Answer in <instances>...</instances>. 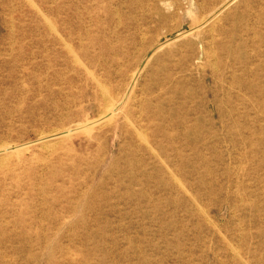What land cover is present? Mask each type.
Wrapping results in <instances>:
<instances>
[{
	"label": "rangeland",
	"instance_id": "obj_1",
	"mask_svg": "<svg viewBox=\"0 0 264 264\" xmlns=\"http://www.w3.org/2000/svg\"><path fill=\"white\" fill-rule=\"evenodd\" d=\"M258 11L0 0V264H264Z\"/></svg>",
	"mask_w": 264,
	"mask_h": 264
},
{
	"label": "bare ground",
	"instance_id": "obj_2",
	"mask_svg": "<svg viewBox=\"0 0 264 264\" xmlns=\"http://www.w3.org/2000/svg\"><path fill=\"white\" fill-rule=\"evenodd\" d=\"M263 2L264 0H255V3L256 4H258L259 5V11H258V13L256 14V16H255V18H256V22H258L259 24H261V25H264V8H262L261 7V3L260 2ZM32 2V1H31ZM230 3H231V1H230ZM260 3V4H259ZM228 5V4H227ZM262 5H263V3H262ZM250 13H251V11L250 10H245V13L243 14V15H238L235 19H234V21H233V23H234V26H233V30H232V32H243L244 31V29L245 28H247V27H243L244 26V21L246 20V18L248 17V16H250ZM45 17V16H44ZM204 18V17H203ZM52 30V29H51ZM248 30V29H247ZM61 35V34H60ZM234 38V37H233ZM74 51V50H73ZM74 54V53H73ZM148 55H149V52H145V57H148ZM216 55V54H215ZM210 57V56H209ZM147 59V58H146ZM194 59V61H196V60H199V55L198 56H196V57H194L193 58ZM193 59H190V58H183V60L181 61V62H184V61H189V62H191V60H193ZM80 60V59H79ZM76 62V61H75ZM83 63V62H82ZM202 67V66H201ZM216 68V67H215ZM213 69H214V66H213ZM219 69V68H218ZM217 70V69H216ZM188 71H186L185 72V75H186V77L187 78H190V79H192L193 77H192V74H189L188 75V73H187ZM137 79V78H136ZM205 77H204V81H205ZM244 86V85H243ZM245 87V86H244ZM100 88V87H99ZM101 89H102V87H101ZM107 89V88H106ZM105 88H104V90H102V95H103V97L105 98V100H107V101H115V100H113L112 98H111V95L109 94V91L108 90H106ZM2 94V92H0V95ZM128 94V93H127ZM27 95H29V94H27ZM127 97V96H126ZM126 99V98H125ZM118 100V99H117ZM116 102V101H115ZM124 103V102H123ZM2 104H0V106H1ZM116 106V105H115ZM112 108V107H111ZM110 108V109H111ZM114 108V107H113ZM107 110V109H106ZM112 112H113V110H112ZM111 113V112H110ZM114 113V112H113ZM107 114V113H106ZM102 115V114H101ZM102 116H104V115H102ZM101 116V120H98V121H100V123L102 124V125H107L110 121H112L111 120V117H112V114H108V116H104V117H102ZM128 117V116H127ZM100 118V117H99ZM113 119V118H112ZM176 123V122H175ZM100 125V124H99ZM131 125V124H130ZM135 126V125H134ZM101 127V126H100ZM74 129V128H73ZM80 129V128H79ZM82 129V128H81ZM77 130V129H76ZM60 131V130H59ZM78 131V130H77ZM54 132H56V131H54ZM70 132V131H69ZM69 132H68V134H69ZM72 132V131H71ZM138 133V132H137ZM46 135V134H45ZM45 135H41L42 137H41V140L43 141V142H50L51 141V139H53V138H55V137H58V138H60L62 135H64V134H62V133H60V134H56V135H51V136H45ZM70 135V134H69ZM74 135V134H73ZM63 137V136H62ZM61 137V139H63ZM65 138H66V136H64ZM69 138V137H68ZM139 138V137H138ZM140 139H141V136H140ZM143 140H145V139H143ZM142 140V141H143ZM53 141V140H52ZM56 141V140H55ZM61 141V140H60ZM53 144V143H52ZM150 144V143H149ZM7 145V144H6ZM46 145V144H45ZM49 146H50V144H48ZM56 145V144H55ZM53 146V145H52ZM29 147V146H28ZM41 147H42V145H41ZM45 147V146H44ZM1 148H3V147H1ZM0 148V149H1ZM55 148V147H54ZM4 149V148H3ZM153 149V148H152ZM18 150V149H17ZM9 150H0V156L1 155H3V154H5L6 152H8ZM16 152V151H15ZM164 163H165V161H164ZM176 180V179H175ZM177 181V180H176ZM181 185V184H180ZM182 188H183V186H182ZM189 193V192H188ZM196 203H197V201H196ZM202 210V209H201ZM206 213V212H205ZM209 216V215H208ZM221 233V232H220ZM224 238V237H223ZM225 240V239H224ZM236 254V253H235ZM236 256V255H235Z\"/></svg>",
	"mask_w": 264,
	"mask_h": 264
}]
</instances>
